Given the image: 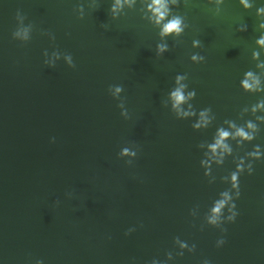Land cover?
<instances>
[{"label":"water","instance_id":"water-1","mask_svg":"<svg viewBox=\"0 0 264 264\" xmlns=\"http://www.w3.org/2000/svg\"><path fill=\"white\" fill-rule=\"evenodd\" d=\"M161 2L0 0V264H264V0Z\"/></svg>","mask_w":264,"mask_h":264},{"label":"clouds","instance_id":"clouds-1","mask_svg":"<svg viewBox=\"0 0 264 264\" xmlns=\"http://www.w3.org/2000/svg\"><path fill=\"white\" fill-rule=\"evenodd\" d=\"M241 2L244 3L245 7L250 6L247 4V0H241ZM154 3L159 5L160 7H163L161 0H154ZM160 7H158L156 9L157 12H160ZM262 11H264V10H262ZM162 15H163V13H161V16ZM180 24H181L180 19L175 18L172 21H170L168 24L165 25L164 32L170 34L173 31H176L177 33H179L180 31H182V29L180 28ZM259 43L264 44V39L260 40ZM194 59H195V57H194ZM249 75H251V74L249 73ZM244 85L247 88H251V85H249L247 81H244ZM173 95L175 96V98L178 102L182 101L184 99L182 93L179 91L173 93ZM262 106H264V105H262ZM238 134L240 136L244 137L245 139H249L248 134L246 132H244L243 129H240ZM228 136H229L228 132L221 130V132H220L221 139L217 140L216 145L213 146V150H215L216 147L223 145L224 139L227 138ZM233 179L235 180V176L233 177ZM221 207H223V202H221L220 205L217 206L215 211L219 212Z\"/></svg>","mask_w":264,"mask_h":264}]
</instances>
